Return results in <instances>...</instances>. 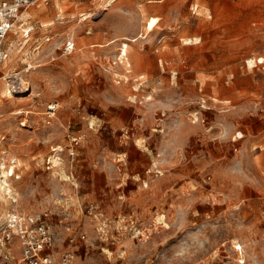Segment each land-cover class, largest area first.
Instances as JSON below:
<instances>
[{
	"label": "rangeland",
	"instance_id": "obj_1",
	"mask_svg": "<svg viewBox=\"0 0 264 264\" xmlns=\"http://www.w3.org/2000/svg\"><path fill=\"white\" fill-rule=\"evenodd\" d=\"M2 47L0 157L50 253L264 264V0H49Z\"/></svg>",
	"mask_w": 264,
	"mask_h": 264
},
{
	"label": "built area",
	"instance_id": "obj_2",
	"mask_svg": "<svg viewBox=\"0 0 264 264\" xmlns=\"http://www.w3.org/2000/svg\"><path fill=\"white\" fill-rule=\"evenodd\" d=\"M48 1L4 0L0 2V64L4 63L8 57L7 49L2 47V41L13 28L20 12L30 6H37L40 2L47 3ZM114 1L104 0V4L109 5ZM29 31V28L25 29L24 36L27 37ZM55 107L56 104L49 105L48 119L54 115ZM2 153L7 154L6 151ZM17 164L15 157L8 159L0 157V182L4 183L5 180L6 184L10 185L9 179L13 177ZM10 168H12V174ZM15 178H18V175H15ZM11 188L10 193L6 190L4 192L10 208L5 211L4 217L0 215V257L13 260L14 264H74L75 257L71 251H64L57 257L49 252L55 242L52 229L39 216L22 214L15 209L18 202L17 193L12 186ZM14 244L19 251L18 257L12 253Z\"/></svg>",
	"mask_w": 264,
	"mask_h": 264
},
{
	"label": "bare ground",
	"instance_id": "obj_3",
	"mask_svg": "<svg viewBox=\"0 0 264 264\" xmlns=\"http://www.w3.org/2000/svg\"><path fill=\"white\" fill-rule=\"evenodd\" d=\"M185 42H187V43H194L193 42V39H186L185 40ZM125 45V44H124ZM123 45V46H124ZM122 48V47H121ZM120 48V49H121ZM122 50V49H121ZM120 50V51H121ZM124 50H125V48H124ZM122 52V51H121ZM123 54H125V52L123 53ZM123 57H124V55H123ZM32 94V93H31ZM22 108L20 107V108H18V112L17 113H20V110H21ZM12 168H10V173L12 174ZM3 173V172H2ZM7 182L4 180V183L3 182H0V194L4 197V192H5V190L6 191H8V193H10L11 191H12V188H11V186L9 185V184H6ZM6 200V199H5ZM7 201V200H6ZM20 212V211H19ZM3 217H4V215H3ZM237 249H240V247L238 248L237 247Z\"/></svg>",
	"mask_w": 264,
	"mask_h": 264
},
{
	"label": "crops",
	"instance_id": "obj_4",
	"mask_svg": "<svg viewBox=\"0 0 264 264\" xmlns=\"http://www.w3.org/2000/svg\"><path fill=\"white\" fill-rule=\"evenodd\" d=\"M116 1V0H115ZM113 3V2H112ZM16 210H18L19 209V207L16 205V208H15ZM19 211V210H18Z\"/></svg>",
	"mask_w": 264,
	"mask_h": 264
}]
</instances>
